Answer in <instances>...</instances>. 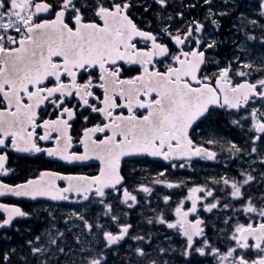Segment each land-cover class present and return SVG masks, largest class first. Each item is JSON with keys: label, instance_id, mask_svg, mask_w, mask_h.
Masks as SVG:
<instances>
[{"label": "snow or ice", "instance_id": "snow-or-ice-1", "mask_svg": "<svg viewBox=\"0 0 264 264\" xmlns=\"http://www.w3.org/2000/svg\"><path fill=\"white\" fill-rule=\"evenodd\" d=\"M152 3L157 5L155 19L159 21L155 33L142 29L129 15L132 0H0V177L14 171L7 167L12 152L46 154L67 163L96 159L101 165L96 176L41 172L38 178L24 183L0 182V197L69 201L70 194H75L76 203L97 204L103 211L92 223L82 211L73 210L64 221L66 225L74 217L82 222L93 240L102 239L104 248L110 252L112 246L126 238L142 242L143 236L131 235L130 223H120L121 215L128 213L117 215L115 205L106 199L110 195L107 190H115L120 204L127 208L139 203L127 188L120 192L124 180L120 174L122 158L146 155L165 161L190 162L194 157L214 160L217 154L194 143L190 130L211 122L214 108L236 110V115L243 111L245 115L231 120V124L243 128L250 121V150L235 143H230L228 148L233 156L245 155L251 161L249 169L241 171L242 179L230 176L213 179V184H223L218 191L224 197L215 195L207 185L191 187L185 197L191 201L190 208L185 209L182 199L174 209V221L169 222L161 211L148 223L166 224L168 229H175L184 237L180 255L187 259L183 264H200L197 255L209 254L217 264H264V190L258 194L248 190L253 184L264 185V75L248 79L253 73H264V55L259 65L242 59L251 55L252 50L240 42L231 60L222 63L216 59L218 53L214 50L223 43L216 38L222 27L221 19L230 14L224 9L239 7L232 0H219L222 9L213 6L214 0L179 5H175V0H152ZM198 4L206 9L203 18H186L185 10L194 9ZM138 6L149 11L147 4ZM173 6L181 10L169 12ZM253 7L257 17L264 18V0H255ZM241 20L260 29V42L264 44V23L249 20L243 13ZM137 38L145 47L137 46ZM245 39L253 41L256 37L245 31ZM164 61L168 62L162 71L157 65ZM123 64L139 65L138 74L122 78ZM209 66L215 71L206 74L205 68ZM97 70L98 75L93 76ZM85 73L87 79L81 81L79 77ZM236 77L240 82H235ZM97 88L103 90L102 99L95 95ZM48 108L53 110L55 119L42 118L41 111ZM118 109H126L127 114L117 113ZM140 110L144 111L143 115L138 114ZM92 114L102 119L83 128L78 141L83 152L70 151L72 123L82 118L87 124ZM38 130H43L42 134ZM41 141L54 146L42 147ZM253 154L256 160L251 159ZM257 163L261 167L254 169ZM185 166V163L179 164L180 168ZM172 167L177 165L172 163ZM56 180L66 181L67 186L60 188ZM152 183L167 188L183 186V182L168 181L165 172L158 173ZM226 189L229 190L225 192ZM138 191L152 194L153 188L141 184ZM162 199L167 204L171 197L164 195ZM201 206L205 213L221 207L231 211L232 215H225L222 221L230 227V234L224 228L218 229L234 242L226 252L213 246L206 235L205 229L216 228L217 224L210 225L201 218L198 210ZM0 212L5 217L0 220V229L11 226L15 218L30 215L20 207L4 203H0ZM240 213L249 221L232 223ZM192 214L196 216L194 220L189 218ZM101 216L109 217L117 231H109L100 223ZM49 217L51 227L21 246V249L27 248L25 254L18 255L17 248L0 249V264H12L13 256H17L16 264H77L76 252L82 257L79 264H107L103 249L93 255L91 242L86 247L81 239L83 233H73L75 245L79 246L75 247L65 240V232L56 227L57 218L51 212ZM76 226L66 231L72 232ZM168 252L169 249L161 247L157 258H151L143 247H136L121 264H134L133 256L142 258L144 264H170L159 259ZM61 256L65 257L63 261L59 259ZM142 261L137 260L135 264Z\"/></svg>", "mask_w": 264, "mask_h": 264}, {"label": "flooded vegetation", "instance_id": "flooded-vegetation-1", "mask_svg": "<svg viewBox=\"0 0 264 264\" xmlns=\"http://www.w3.org/2000/svg\"><path fill=\"white\" fill-rule=\"evenodd\" d=\"M233 3H237L239 7L237 9H224L229 11V15L221 19V24L224 26L225 31L229 29L226 26H230L233 23L235 17L244 8L249 7L250 4H254L255 0H232ZM180 3H197V0H175V5ZM202 3V0H200ZM133 7L129 13L132 19L144 30L153 31L154 33L158 31L159 21L155 19V13L157 11V5L152 3V0H132ZM147 4L149 6V11L145 12L143 7L138 5ZM217 9H222L223 6L219 3V0H214V5ZM178 7H170L169 12L179 11ZM205 8L197 5L196 8L191 10H185L188 19L197 18L202 19ZM50 18V17H49ZM179 21H177V26ZM219 38V34L216 37ZM138 47H145L144 42L139 41ZM163 42L168 43L167 40ZM150 46V45H149ZM175 51V48H173ZM217 52L216 50H214ZM217 56H221L220 50L217 52ZM168 61L161 62L157 65L160 70H164L165 64ZM122 63V62H121ZM122 78H129L135 76L139 72V65H127L123 64ZM211 69V66L205 68V73ZM93 76L98 75V70L92 73ZM79 79L81 81L87 79V74H81ZM98 82V81H97ZM51 86V84H49ZM95 95L103 98V90L95 89ZM75 102V101H73ZM95 102V101H93ZM119 102V101H118ZM53 110L48 108L47 111H41V116L43 119L51 118L55 119L52 115ZM124 112L127 114L126 109H118L117 113ZM215 115L211 122L203 123L199 127H194L190 130L191 138L194 143L207 148L209 151H213L217 154L214 160H205L201 158H193L189 161L175 160V161H165L162 158H149L144 155L141 157H124L121 160V171L120 174L124 178L120 192L122 193L124 188H127L133 195L137 196L139 203L134 205L133 208L129 209L126 205L120 204L119 194L115 190H107L110 195L106 197L109 202L115 205V213L121 215L123 212H127V216L121 215L120 223H130L133 227L130 230L132 236H143L144 240L142 242L126 238L119 245L112 246V251L104 248V243L102 239L97 238L93 240V245L96 250V254L100 252V248L103 249L107 256V264H121V261L128 256L129 251L134 250L136 247H143L147 253L150 254L151 258H157L158 249L163 247L169 249L167 255H160L159 259L168 260L170 264H183L184 259L180 255L181 249L184 246L185 239L180 236L175 229H168L166 224L152 223L149 224L148 220L155 219L159 212H163L166 219L171 222L176 219L174 214V209L179 204V202L184 199L185 209L191 207V201L186 200L185 197L188 195V189L191 187L205 186L214 190V194L220 197H224V193L218 191V189L223 188V184H213L212 180H220L221 177L230 176L236 179H242L240 173L244 169H249V164L251 163L249 157L245 155L233 156L228 148L230 143H235L241 148L250 150L249 142V132L248 127L250 121L245 123L243 128L231 124V120L238 119L242 114L236 115V110H225V109H214ZM232 112V115H229ZM88 115L87 112L84 113ZM139 115H143L144 111L140 110ZM102 117L97 114H92L89 123L85 124L82 118L77 119L72 123V128L70 134L73 136V147L70 151L76 153H82L83 148L78 143L82 130L84 127H91L94 124L100 122ZM42 134L43 130H38ZM98 138H103L101 134H97ZM213 140L215 143L209 144L208 141ZM259 143V142H258ZM42 147L54 146L50 142L41 141ZM252 160H256L255 154L251 157ZM172 163H175L177 167L173 168ZM185 163L184 168H180L179 164ZM7 167L12 168L14 171L7 177H0V182L7 183L10 185H15L19 183H24L29 179H36L40 176L41 172H54L59 173L62 176L67 175H80V176H96L100 172V162L96 159H89L87 161H76L73 163H67L65 161L58 160L53 157H48L46 154H28V153H10V161L7 163ZM261 167L258 163L253 165L254 169ZM160 172H165V178L172 183L183 182V186L179 188H167L162 184H153L152 181L157 177ZM253 174H256L254 172ZM56 182V181H55ZM145 185L153 188L152 194H146L138 191L139 185ZM57 186L60 188L66 187L67 184L63 181H58ZM247 187V186H246ZM229 189H226L227 192ZM253 194H258L259 191L264 190V185L253 184L250 189H248ZM72 199L69 201H53L48 197H37L35 200L30 197H12L10 195L0 197V203L14 205L20 207L23 211L30 213L28 217L15 218L12 225L0 230V249H10L17 248L18 255H23L27 252V248L21 249L25 241L33 238L51 227V218L49 217V212H51L57 219L55 221L56 227L61 231L65 232V238L73 237V233L80 234L83 233L81 239L87 244L86 239L92 238L93 236L88 233L86 229H83L82 222L76 220L74 217L70 221L69 225L64 223L65 219L69 216L70 212L73 210L82 211L86 218L90 222H96V216L98 213L103 211L102 207L97 204H92L84 201L79 203L75 202V194H70ZM164 195H169L171 200L166 204L162 197ZM201 195V194H197ZM208 202H212L211 198H208ZM235 204V202H232ZM170 204H173L170 206ZM239 207V205H235ZM202 219H205L211 225L212 222L217 224L216 228L211 226L205 229L206 235L210 239L213 246L219 248L222 252H226L230 244L234 243L228 240L227 235L221 234L218 229L224 228L225 232L230 234V227L223 224V219L225 215H232L230 210L223 209L222 207L213 211V213H205L202 206L198 209ZM4 217L3 213H0V220ZM190 219H195V214H192ZM259 218L256 217V220ZM240 223H247L249 218L240 213L239 216L235 217L232 223L236 221ZM100 223L104 224L109 231L116 232L117 228L111 223L109 217H100ZM72 225H77L72 227V232L66 231V229ZM30 230V231H29ZM95 231V229L93 230ZM11 237L10 240H5L3 237ZM98 237H102V233H98ZM177 238V239H176ZM200 239V238H196ZM199 246V245H198ZM171 249H175L172 252ZM77 256V262L82 258L79 252ZM112 253H118L113 255ZM210 253V249H209ZM254 255V254H251ZM43 258V257H41ZM55 257L53 260L55 261ZM61 261L65 257L61 256L59 258ZM134 264L135 261L141 260L142 258L132 257ZM196 259L200 264H217L214 257L209 254L204 257L197 255ZM206 260V261H205ZM17 256L12 257V264H16ZM142 264L144 262L142 261Z\"/></svg>", "mask_w": 264, "mask_h": 264}, {"label": "rangeland", "instance_id": "rangeland-1", "mask_svg": "<svg viewBox=\"0 0 264 264\" xmlns=\"http://www.w3.org/2000/svg\"><path fill=\"white\" fill-rule=\"evenodd\" d=\"M254 4H250L248 8H246V10L243 8L242 11H240L239 15H237V18L235 20L236 25H234L236 28V30L238 29H242L240 30L242 32V35L240 36L239 40H237L236 35L235 34H231L230 37L228 38V42L227 43H234L236 44L235 47H231L232 51L235 52L237 51V48L239 46L240 42H244L248 45L249 49H251V55H245L244 57H242V59H247V60H251L253 61L255 64L259 65L261 63L260 57L262 55H264V44H262L260 42V37L262 35L260 29L257 28H252L251 25H248L246 22H242L241 20V14L243 13L245 16L248 17L249 20L251 19H257L258 23H264V18H258L256 15V10L253 7ZM187 17V15H186ZM245 31H247V34L252 35L254 37H256L255 40L253 41H247L245 39ZM222 41V40H221ZM216 51L218 52L219 49H216ZM221 56H216L217 60H220L222 63L223 62H227L228 60H231L232 57L229 56V54H226V49L224 48L223 51H220ZM228 57V58H227ZM215 71V68L211 66V69L206 73V74H210L212 72ZM259 75H264V73H253V76L248 77V79H254ZM238 80H240L239 77L235 78V82H237ZM258 106V105H256ZM250 110V109H249ZM245 112L242 111V114H244ZM173 204H170V206H172ZM66 241L70 242L72 245H74L75 247H79L75 245V239L73 237L70 238H65ZM87 242H91L90 247L92 249V254L95 255L96 250L95 247L93 245V239L92 238H87L86 239ZM86 247H88V243L85 245ZM102 248H100L101 250ZM77 256L79 257V254L76 253L75 258L77 259ZM77 264H79L77 262Z\"/></svg>", "mask_w": 264, "mask_h": 264}, {"label": "water", "instance_id": "water-1", "mask_svg": "<svg viewBox=\"0 0 264 264\" xmlns=\"http://www.w3.org/2000/svg\"><path fill=\"white\" fill-rule=\"evenodd\" d=\"M133 157H140V156H133ZM73 176H80V175H73ZM58 181H63V182H65V183L67 184V182H66V181H64V180H56V182H55V183L57 184V182H58ZM10 196H11V195H10ZM12 197H15V196H12Z\"/></svg>", "mask_w": 264, "mask_h": 264}, {"label": "bare ground", "instance_id": "bare-ground-1", "mask_svg": "<svg viewBox=\"0 0 264 264\" xmlns=\"http://www.w3.org/2000/svg\"><path fill=\"white\" fill-rule=\"evenodd\" d=\"M177 239V238H176ZM206 261V260H205Z\"/></svg>", "mask_w": 264, "mask_h": 264}]
</instances>
